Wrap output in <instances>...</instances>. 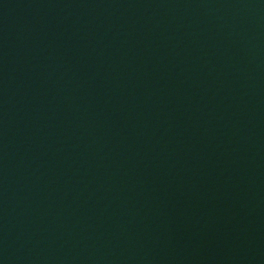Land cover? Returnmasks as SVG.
Returning a JSON list of instances; mask_svg holds the SVG:
<instances>
[{
  "label": "water",
  "instance_id": "95a60500",
  "mask_svg": "<svg viewBox=\"0 0 264 264\" xmlns=\"http://www.w3.org/2000/svg\"><path fill=\"white\" fill-rule=\"evenodd\" d=\"M0 264H264V0H0Z\"/></svg>",
  "mask_w": 264,
  "mask_h": 264
}]
</instances>
